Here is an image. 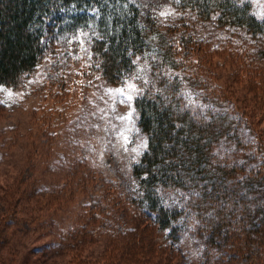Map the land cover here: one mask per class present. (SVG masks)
Wrapping results in <instances>:
<instances>
[{
    "label": "trees",
    "instance_id": "16d2710c",
    "mask_svg": "<svg viewBox=\"0 0 264 264\" xmlns=\"http://www.w3.org/2000/svg\"><path fill=\"white\" fill-rule=\"evenodd\" d=\"M166 3L176 10L170 23L160 17ZM86 18L99 31L91 58L50 80L49 92L73 103L90 77L119 87L146 75L147 86L135 80L142 89L135 108L148 145L133 168L135 194L108 186L83 207L58 252L85 254L100 243L101 256L83 264H187L175 250L185 220L204 241L202 264H264V134L227 93L229 83L244 84L264 106V17L240 0H0V84L22 89L48 57L56 27L75 29ZM207 22L225 35L202 34ZM224 65L228 84L219 82ZM79 181L85 191L91 179ZM170 192L183 194V207L163 204ZM11 206L5 229L21 225L18 203Z\"/></svg>",
    "mask_w": 264,
    "mask_h": 264
},
{
    "label": "rangeland",
    "instance_id": "374dc122",
    "mask_svg": "<svg viewBox=\"0 0 264 264\" xmlns=\"http://www.w3.org/2000/svg\"><path fill=\"white\" fill-rule=\"evenodd\" d=\"M240 1H250L255 14L264 17V0ZM162 7L167 13H161L162 21L172 22L176 10L168 3ZM86 20L87 24L75 29L56 27L54 45L48 43V57L22 89L5 87L11 89V95L0 89V104L5 106L0 110V231L6 242L2 247L6 264H83L84 257H88L87 263L92 259L89 255L101 256L105 247L100 243L90 245L85 254L59 253L60 240L82 223L83 207L100 200L108 186H120L129 195L138 188L133 168L148 145L135 108L140 94H133L130 102H121L118 94L107 91L118 87H111L104 80L92 81V77L89 89L76 102L55 98L49 92L50 80L63 73L74 74L87 63L84 61L90 60V41L99 31L97 23ZM199 29L214 38L225 35L214 22ZM219 60L213 58L214 62ZM223 67L217 69L219 82L228 84L229 68ZM227 93L264 134V106L252 98L244 84L229 83ZM129 112L130 120L117 119ZM121 128L130 130L128 143L116 135ZM71 175H76V180ZM82 176L91 179L85 191L79 181ZM162 202L169 208L183 207V194H163ZM17 203L15 216L21 225L5 229L4 221L14 212L11 205ZM181 224L175 250L185 263L202 264L204 241L192 224L185 220Z\"/></svg>",
    "mask_w": 264,
    "mask_h": 264
},
{
    "label": "snow or ice",
    "instance_id": "6c2138e0",
    "mask_svg": "<svg viewBox=\"0 0 264 264\" xmlns=\"http://www.w3.org/2000/svg\"><path fill=\"white\" fill-rule=\"evenodd\" d=\"M163 15H167V13H162ZM81 41H83V35H81L80 37ZM139 59V58H137ZM133 63H137L136 61H133ZM138 69L139 71H141L142 73L145 72L146 70H151V66H147V69H145L144 65H138ZM135 80H142L145 84V86L148 85L149 81L147 79L146 75H142V76H137L134 77L133 79H125V81L118 87V88H109L107 91L109 94L112 93H116L118 94V96L121 99V102H124L125 100L127 101H132L133 99V94H141L142 93V89L138 86V84L135 82ZM0 89H5V86L3 84H0ZM9 95L12 94L11 89H5ZM189 103H191V100L189 101ZM117 119L119 120H125L131 119V112L128 113V115L125 116H119L117 117ZM115 127V125L113 126ZM130 130L129 129H125V128H121L116 132V135L122 136L123 139L125 140V143H128V132ZM146 146V145H143Z\"/></svg>",
    "mask_w": 264,
    "mask_h": 264
}]
</instances>
